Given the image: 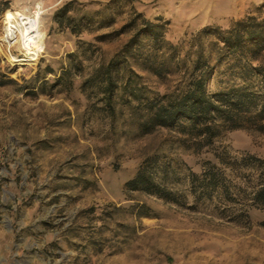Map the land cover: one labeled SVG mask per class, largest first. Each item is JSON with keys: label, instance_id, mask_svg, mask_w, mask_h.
I'll list each match as a JSON object with an SVG mask.
<instances>
[{"label": "rangeland", "instance_id": "rangeland-1", "mask_svg": "<svg viewBox=\"0 0 264 264\" xmlns=\"http://www.w3.org/2000/svg\"><path fill=\"white\" fill-rule=\"evenodd\" d=\"M263 2L0 0V264H264V210L232 220L239 203L218 191L197 199L191 189V172L200 173L205 160L217 162L215 152L264 156V134L228 130L199 151L187 148L177 127L140 134L134 94L124 87L130 77L129 87L138 82L153 96L183 85L191 36L246 14L264 16ZM66 8L80 26L76 32L67 19L58 21ZM143 19L166 23L168 51L157 59L165 58L170 72L150 69L143 58L153 42L140 34V48L114 71L117 87L106 99L84 80ZM7 23L16 28L12 39ZM238 74L239 63L217 65L208 91L243 84ZM249 82L254 90L264 87L259 76ZM151 155L156 180L180 193L182 204L125 189ZM140 204L149 215H136Z\"/></svg>", "mask_w": 264, "mask_h": 264}, {"label": "trees", "instance_id": "trees-1", "mask_svg": "<svg viewBox=\"0 0 264 264\" xmlns=\"http://www.w3.org/2000/svg\"><path fill=\"white\" fill-rule=\"evenodd\" d=\"M262 7L264 2L260 5ZM68 11L69 8H66L57 14L60 16L58 21L61 23L62 19H67L66 26L76 32L80 26L73 22V17L66 16ZM165 29L166 23L159 19H143L142 26L107 63L100 64L84 80V84L100 86L106 99L111 98L117 87L114 71L124 62L130 50L140 48V34L151 38L153 42L143 58L150 63V69L158 76L170 72L165 58L157 59L158 53L166 56L168 51V47L164 49ZM188 43L186 55L192 65L184 66L183 85L178 84L171 92L148 96L142 92L138 82H134V88H131V78L125 81V89L134 94L136 100L134 113L138 115L137 128L140 134L150 133L159 127H177L183 135L181 141L187 148L196 151L212 145L216 138L228 130L246 129L264 134V87L254 90L249 82L253 76H259L264 81V61H261L264 54V16L246 14L226 28L206 25L194 33ZM169 49L174 51L175 46ZM169 57L175 63L179 60L174 54ZM225 61L240 64L242 74L238 75L244 83L209 92L207 82L211 73ZM215 157L217 162H203L200 173L191 172V189L197 199L211 198L217 191L223 193L228 201L241 206L238 214L230 216L232 220L240 219V215L248 218L251 208L264 210V156L247 151L236 156L222 150L215 152ZM156 159V155L146 156L134 175L125 181V189L144 191L182 204L180 193L156 180L153 172ZM226 168L235 172V177L239 176L242 182H236L228 176ZM144 209V204L137 205L136 215H149ZM261 224L264 225V220Z\"/></svg>", "mask_w": 264, "mask_h": 264}, {"label": "bare ground", "instance_id": "bare-ground-1", "mask_svg": "<svg viewBox=\"0 0 264 264\" xmlns=\"http://www.w3.org/2000/svg\"><path fill=\"white\" fill-rule=\"evenodd\" d=\"M6 15H9V13H7ZM7 26H8V27L10 28V30H11V33H9V37H10V39H12V35L14 34L16 28H14V27L12 26V24H8V23H7ZM21 27H22V26H21ZM19 30H20V29H19ZM7 32H8V31H6V34H7ZM22 32H23V31H22ZM14 35H15V34H14ZM21 37H23V36H22V33L19 31V32H18V37H17L16 41L19 42V40H20ZM23 40H24V39H23ZM31 40H32L31 42L33 43V42H34L33 39H31ZM5 42H6V41H5ZM7 42H8V41H7ZM22 42H23V41H22ZM23 43H24V42H23ZM26 43H27V41H26ZM27 44H28V43H27ZM27 44H26V45H27ZM28 45H29V44H28ZM29 46H30V45H29ZM17 47H18V45H17ZM30 47H31V46H30ZM33 47L35 48L36 46H33ZM31 48H32V47H31ZM31 48H30V49H31Z\"/></svg>", "mask_w": 264, "mask_h": 264}]
</instances>
